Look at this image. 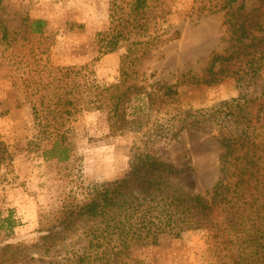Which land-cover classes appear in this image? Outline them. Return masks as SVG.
Listing matches in <instances>:
<instances>
[{
    "label": "trees",
    "instance_id": "trees-1",
    "mask_svg": "<svg viewBox=\"0 0 264 264\" xmlns=\"http://www.w3.org/2000/svg\"><path fill=\"white\" fill-rule=\"evenodd\" d=\"M3 1L0 92L12 98L20 91L30 104L39 128L40 155L67 164L74 151L67 128L88 113L103 116L111 137L133 135L139 142L134 143L130 168L122 179L99 185L83 202L55 211L39 250L49 256L79 233L88 245L51 264H148L135 255L137 249L160 246L197 230L206 231L217 243L215 264H264L263 110L254 114L249 111L251 101L242 100L236 108H246L238 117L232 108L229 117H215L222 153L211 201L175 184L174 179L190 169L163 161L153 151L154 146H168L184 132L200 130L203 122L212 120L200 117L205 112L187 109L183 97L222 78L264 69V0L251 10L245 0H202L199 15H224L226 50L212 54L202 75H182L173 85L151 83L147 77L149 65L162 58V48L179 37V32L168 36L155 29L173 14L172 3L112 0L109 28L96 34L97 52L124 48L126 54L118 82L107 86L84 80L69 67L56 66L50 56L54 39L47 22L24 17L21 27L12 29L4 18ZM68 26L70 33L85 29ZM134 105L138 112L132 116ZM11 161L0 140V166ZM19 225L13 211L3 216L0 210V264L19 260L17 247L9 242Z\"/></svg>",
    "mask_w": 264,
    "mask_h": 264
},
{
    "label": "rangeland",
    "instance_id": "rangeland-1",
    "mask_svg": "<svg viewBox=\"0 0 264 264\" xmlns=\"http://www.w3.org/2000/svg\"><path fill=\"white\" fill-rule=\"evenodd\" d=\"M111 1L4 0L3 14L12 29H19L24 17L46 21L54 39L50 52L53 63L75 70L84 80L107 86L118 82L126 54L124 48L108 54L97 52L96 34L109 28ZM169 1L173 14L155 29L168 36L179 32V37L166 43L160 52L162 58L149 65L147 77L151 83L173 85L182 75H202L212 54L223 53L227 44L223 14L199 15L202 0ZM245 5L251 10L260 0H245ZM70 24L84 25L85 29L70 33ZM182 100L187 109L205 112L200 117L212 120L203 122L200 130L184 132L168 146H154L153 151L163 161L190 169L174 179L175 184L211 201L221 174L220 130L215 117H229L233 112L238 117L246 108H236L242 100L251 101L249 111L254 114L262 109L264 117V69L222 78L214 86H200ZM130 112L132 116L138 112L136 105ZM67 138L74 148L71 160L67 164L46 161L40 155L39 128L24 95L18 91L11 98L0 92V140L12 160L8 166H0V210L3 216L13 211L20 222L9 240L17 247L19 260L14 264H51L65 258L68 251L86 247L87 241L79 233L49 256L39 250L55 211L65 204L83 202L99 185L122 179L130 168L134 143H139L133 135L111 137L100 113L85 114L70 124ZM208 237L204 230L190 231L160 246L137 249L135 255L148 264H215L217 243Z\"/></svg>",
    "mask_w": 264,
    "mask_h": 264
}]
</instances>
